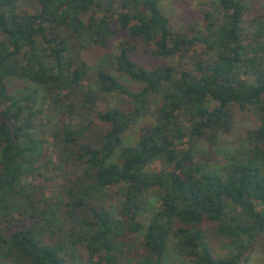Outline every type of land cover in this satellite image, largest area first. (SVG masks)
I'll use <instances>...</instances> for the list:
<instances>
[{
  "label": "trees",
  "instance_id": "16d2710c",
  "mask_svg": "<svg viewBox=\"0 0 264 264\" xmlns=\"http://www.w3.org/2000/svg\"><path fill=\"white\" fill-rule=\"evenodd\" d=\"M244 7L242 0H216L202 29L189 34L171 28L160 0H37L33 11H22L19 0H0V224H6L0 225V264H69L80 247L87 252L81 264H116L130 230L142 238L135 252L140 264H163L170 240L183 264H249V249L264 233V15L253 18L254 44H245ZM113 12L130 38L171 61L146 68L122 43L116 69L138 91L103 69L96 87L85 85L87 66L69 50L68 41L81 43L84 34L105 46L114 33ZM14 76L34 86L11 90L7 80ZM40 88L44 98L66 97L68 115L83 119L75 127L63 122L53 133L72 165L60 212L35 195L47 163ZM100 92H119L133 106L96 110ZM234 105L257 109L246 150L220 166L198 161L197 140L215 143ZM149 111L155 121L125 143L123 133ZM92 112L108 127L98 129ZM155 158L167 167L151 170ZM110 186L118 188L121 216L91 208L90 194ZM151 191L159 204L142 225L134 219ZM61 222L69 225L65 237L53 229ZM206 222L236 250L215 255Z\"/></svg>",
  "mask_w": 264,
  "mask_h": 264
},
{
  "label": "rangeland",
  "instance_id": "374dc122",
  "mask_svg": "<svg viewBox=\"0 0 264 264\" xmlns=\"http://www.w3.org/2000/svg\"><path fill=\"white\" fill-rule=\"evenodd\" d=\"M244 3V14L242 19V38L243 43L254 44L252 35L254 32V17H262L264 15V0H242ZM37 0H19V8L22 11H33L36 7ZM216 0H160V8L162 12L168 17L169 24L174 31L183 33H193L195 29H202L204 24V13L206 11L214 10ZM112 6V5H111ZM117 3H114L116 9ZM111 19V26L114 33L107 40L105 46H101L92 41L87 35H83L81 43H76L69 40V50L71 55H79L87 66V76L83 83L96 87L97 70L103 69L112 73L119 78L120 81L125 83L130 89L138 91L140 85L121 73L116 69L115 55L119 50L122 43L130 49V57L137 63L146 68H151L155 65L170 63V59L157 57L154 54L153 46L144 44L138 39L130 38L128 32L121 28L116 20L117 13L113 12ZM99 16L100 14H96ZM87 14L84 15V19ZM263 18V17H262ZM2 36L0 35V38ZM129 39V40H128ZM128 40V41H127ZM11 90H16L25 86V83L34 86L28 82L23 81L18 76L11 77L7 80ZM40 97L37 109L40 111L38 122L40 123V135L44 137V160L46 163L43 168V173L40 178L35 180L36 184V198L47 200L50 204L48 208L56 209L58 211L63 207L68 171L72 168L68 157L62 154V149L58 146L53 139V133L60 130L63 122L71 121L73 126L82 123V116L68 115L64 105L68 102L66 97H58L55 100L44 98V92L40 88ZM65 95V94H64ZM58 103H54L57 101ZM215 100H211V105H215ZM133 104L129 97L119 92L104 93L100 92L99 101L96 110H103L107 107H117L123 110L131 109ZM151 107H154L152 104ZM95 110V111H96ZM94 111V112H95ZM92 112L91 116L94 118V125L98 129H105L108 127L107 123L102 122L96 118V113ZM231 120L226 129L220 130L216 137L215 143H210L204 138H199L196 146L193 149L195 157L198 161L205 160L211 167L223 165L230 155H241L246 150L248 140L245 133L247 129L254 127L258 123L257 109L254 106L239 107L237 105L231 108ZM90 117V115H89ZM155 121L152 112L149 111L146 115L140 117L138 121L128 128L123 133L125 143H134L138 140L141 130ZM148 167L151 170H160L167 165L161 158L152 160ZM118 188L110 186L106 189L96 190L90 194L91 208L97 209L103 206L107 209L115 211V216H121L120 199L118 195ZM148 201L144 211L141 215L137 216L134 220L140 224H147L153 209L158 206L157 195L151 191L148 193ZM63 211V210H61ZM126 219L124 218L123 221ZM62 224V225H61ZM6 225L5 223L0 224ZM59 226H54L53 229L56 235L65 237L68 230V224L61 222ZM206 229V239L211 251L218 256L228 255L236 250V244L230 243L228 239L219 236L214 225L208 222L203 224ZM60 228V230H59ZM141 236L139 233L128 231L125 239L126 245L124 246V255L119 258L116 264H140L139 255H136V250L140 251ZM264 248V233H261L255 239L253 246L249 249V264H264L263 257ZM131 257L130 259H128ZM87 252L82 248H78L75 255L68 258L69 264H81L86 261ZM186 258L180 253L174 251V241L170 240L168 243V252L163 261V264H183Z\"/></svg>",
  "mask_w": 264,
  "mask_h": 264
}]
</instances>
